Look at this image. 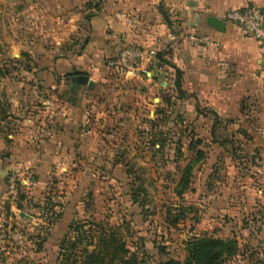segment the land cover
<instances>
[{
	"label": "rangeland",
	"instance_id": "1",
	"mask_svg": "<svg viewBox=\"0 0 264 264\" xmlns=\"http://www.w3.org/2000/svg\"><path fill=\"white\" fill-rule=\"evenodd\" d=\"M99 2L77 10L59 0H0V264H61L62 241L87 221L128 223L123 232L150 254L146 264H182L191 238L215 234L237 242L225 264H264V150L242 128L256 126V116L242 110L217 125L196 113L178 76L135 79L106 67L103 79L79 72L91 86L75 84L59 61L85 48ZM193 29L189 38L201 33ZM13 137L30 139L28 160H9ZM51 137L57 142L42 146ZM194 183L202 189L193 192ZM217 199L242 212L214 215L210 227L205 207ZM182 207L186 217L173 225Z\"/></svg>",
	"mask_w": 264,
	"mask_h": 264
},
{
	"label": "crops",
	"instance_id": "2",
	"mask_svg": "<svg viewBox=\"0 0 264 264\" xmlns=\"http://www.w3.org/2000/svg\"><path fill=\"white\" fill-rule=\"evenodd\" d=\"M85 1L87 0H59V4L78 10L77 7ZM248 5L264 11V0H101V11L92 13L88 19L89 36L85 40V48L81 53L61 58L59 66L65 73H73L71 78L83 71L99 78L102 77L101 71L107 67V60L116 54L120 38L147 50L155 49L158 51L155 56L146 53L140 63V67L147 69L149 79L156 75L163 81L174 76L177 78L179 73L181 77L175 83L177 88L189 93L196 103L197 114L202 111L201 115H213L217 125L220 124V117L243 116L247 113L256 116V126L244 124L242 128L254 137V145L264 150V70L259 44L238 24L226 19L230 10ZM122 9L132 11L133 14L128 18L134 17L136 21L117 18L115 11ZM211 16L225 20V30L210 26L207 20ZM170 19L181 21L173 23ZM193 28L208 35L214 42L213 45L193 43L187 35ZM150 65L154 69L151 70ZM107 70L110 69L107 67ZM140 74L141 71L134 76L135 79L141 78ZM243 100L246 109L242 104ZM242 110L245 111L244 114ZM70 111L74 113H70L65 122L67 130L74 128L73 115H77L75 108ZM200 120L197 119L195 125ZM28 140L13 137L10 161L30 158V152L33 151L29 148L31 145ZM57 140V137H51L39 141L43 142L42 146H47L46 141L51 144ZM251 161L255 163L254 159ZM196 188L200 191L202 186L194 183L193 192ZM222 202L217 199L205 207V220L210 227L216 223L214 215H240L242 212L237 208L227 209ZM215 236L227 239L221 235Z\"/></svg>",
	"mask_w": 264,
	"mask_h": 264
},
{
	"label": "trees",
	"instance_id": "3",
	"mask_svg": "<svg viewBox=\"0 0 264 264\" xmlns=\"http://www.w3.org/2000/svg\"><path fill=\"white\" fill-rule=\"evenodd\" d=\"M100 5L99 2L95 6L98 9ZM177 76L178 79L181 77L179 73ZM190 147H194V144ZM188 168L191 170L190 165ZM188 184L187 179L185 186ZM178 211L173 220L169 218L173 225L186 217L185 207L179 208ZM73 227L74 235L65 237L61 243L58 257L61 264H146L147 257H150L145 250H141L139 244L131 243L126 238L123 230H128V223L124 225L87 221L74 223ZM188 250L189 254L182 264H225L227 257L239 252L236 240L211 236H194L189 241Z\"/></svg>",
	"mask_w": 264,
	"mask_h": 264
},
{
	"label": "built area",
	"instance_id": "4",
	"mask_svg": "<svg viewBox=\"0 0 264 264\" xmlns=\"http://www.w3.org/2000/svg\"><path fill=\"white\" fill-rule=\"evenodd\" d=\"M130 17V16H129ZM135 22L136 18H128ZM226 19L238 24L247 34L253 36L260 50L261 64L264 70V11L256 6H245L232 9L226 14ZM190 38L197 44L213 45L208 35L196 31L190 34ZM146 57L145 50L135 44H131L120 38L118 50L114 57L108 59L107 65L116 72L125 74L127 77H134L139 71L146 69L140 67V63Z\"/></svg>",
	"mask_w": 264,
	"mask_h": 264
},
{
	"label": "water",
	"instance_id": "5",
	"mask_svg": "<svg viewBox=\"0 0 264 264\" xmlns=\"http://www.w3.org/2000/svg\"><path fill=\"white\" fill-rule=\"evenodd\" d=\"M207 23L218 29V30H225L226 22L223 19L217 18L215 16H211L208 18ZM73 81L77 85H88L91 86L90 77L87 74H77L73 77Z\"/></svg>",
	"mask_w": 264,
	"mask_h": 264
}]
</instances>
